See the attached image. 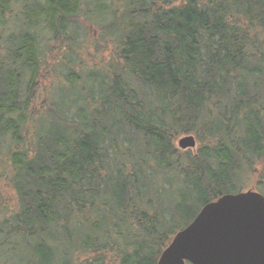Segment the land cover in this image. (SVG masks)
I'll list each match as a JSON object with an SVG mask.
<instances>
[{
    "label": "trees",
    "instance_id": "1",
    "mask_svg": "<svg viewBox=\"0 0 264 264\" xmlns=\"http://www.w3.org/2000/svg\"><path fill=\"white\" fill-rule=\"evenodd\" d=\"M247 177L264 0H0V264H157Z\"/></svg>",
    "mask_w": 264,
    "mask_h": 264
},
{
    "label": "water",
    "instance_id": "2",
    "mask_svg": "<svg viewBox=\"0 0 264 264\" xmlns=\"http://www.w3.org/2000/svg\"><path fill=\"white\" fill-rule=\"evenodd\" d=\"M177 146L194 150L196 140L183 137ZM157 264H264V196L249 190L206 204Z\"/></svg>",
    "mask_w": 264,
    "mask_h": 264
},
{
    "label": "rangeland",
    "instance_id": "3",
    "mask_svg": "<svg viewBox=\"0 0 264 264\" xmlns=\"http://www.w3.org/2000/svg\"><path fill=\"white\" fill-rule=\"evenodd\" d=\"M87 34L91 36V37H89L91 43L94 44L95 43V39L98 40V31H95V29L91 28V30H89ZM105 59L108 60V57L105 56ZM83 61L86 64H88L90 67H92V66L94 67L95 65H97V63H94L93 62V59L92 58H89L88 56L87 57H84V60ZM51 80H52V78H50V79H48V78L44 79L42 81V83H41V89L46 88V86L49 85V81H51ZM183 137H185V136H182L181 138H183ZM181 138L177 139L176 142H175V145H176L177 148H178L177 142ZM194 138H195V136H194ZM195 140H196V138H195ZM199 147H200V145L198 144V142L196 140V148L194 150H187V151L190 152L191 154H194L199 149ZM255 181H256L255 178L247 177V179H245L244 182H243V187L241 185L240 186L242 187V190L243 191L253 190L254 185H255Z\"/></svg>",
    "mask_w": 264,
    "mask_h": 264
}]
</instances>
